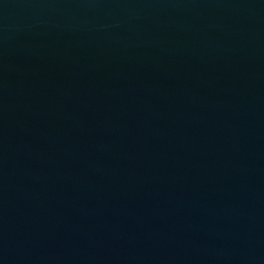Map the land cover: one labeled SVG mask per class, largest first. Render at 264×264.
<instances>
[{
    "label": "water",
    "instance_id": "95a60500",
    "mask_svg": "<svg viewBox=\"0 0 264 264\" xmlns=\"http://www.w3.org/2000/svg\"><path fill=\"white\" fill-rule=\"evenodd\" d=\"M0 264H264V0H0Z\"/></svg>",
    "mask_w": 264,
    "mask_h": 264
}]
</instances>
